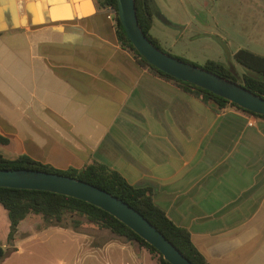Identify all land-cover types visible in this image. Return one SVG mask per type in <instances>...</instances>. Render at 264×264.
Masks as SVG:
<instances>
[{"label": "crops", "instance_id": "1", "mask_svg": "<svg viewBox=\"0 0 264 264\" xmlns=\"http://www.w3.org/2000/svg\"><path fill=\"white\" fill-rule=\"evenodd\" d=\"M163 2L152 28L156 15L181 25ZM0 134L5 158L59 170L97 161L151 187L209 264H264V119L217 112L150 72L99 0H0ZM26 219L0 264H15L23 243L51 230L67 252L53 264H157L107 229L38 230Z\"/></svg>", "mask_w": 264, "mask_h": 264}, {"label": "trees", "instance_id": "2", "mask_svg": "<svg viewBox=\"0 0 264 264\" xmlns=\"http://www.w3.org/2000/svg\"><path fill=\"white\" fill-rule=\"evenodd\" d=\"M99 3L103 7L111 5L117 8V0H99ZM136 8L142 30L156 46L162 49L158 39L151 33L153 17L157 10L155 0H136ZM115 25L121 44L130 48L141 64L153 74L182 86L190 94L196 96L217 112L233 107L244 111L248 115H254L257 118L264 119V115L262 114H257L242 108L238 104L208 89L177 79L150 64L141 56L131 41L126 37L118 17ZM235 58L237 63L246 69L242 81H239L234 71L224 62L208 60L203 66L195 62L192 63L241 83L253 92L264 96V56L247 49H239L235 54ZM180 59L185 60L183 58ZM7 142L8 138L0 134V146L7 144ZM0 168L39 169L65 174L92 183L118 196L142 213L194 264H209L202 253L193 244L190 232L186 228L175 224L174 221L167 216L166 212L154 203L153 189L151 187L133 186L118 171L103 163L94 161L80 169L70 168L67 170H59L50 165L37 162L26 155H20L15 159H8L0 153ZM0 204L8 212V218L10 220L8 239L10 241H12L17 234L20 222L30 214L39 215L41 217L42 224L39 229L50 226H61L79 230L80 226L87 221L100 229L109 230L114 235L126 241L137 243L139 246L149 251L153 258L157 260V264H172L165 260L163 254L154 245L147 242L113 214L82 199L46 190L0 186ZM6 255V249L0 245V260Z\"/></svg>", "mask_w": 264, "mask_h": 264}, {"label": "rangeland", "instance_id": "3", "mask_svg": "<svg viewBox=\"0 0 264 264\" xmlns=\"http://www.w3.org/2000/svg\"><path fill=\"white\" fill-rule=\"evenodd\" d=\"M163 6L166 15L180 20L181 25L156 15L151 33L162 50L176 57L202 66L208 60L224 62L242 81L246 69L237 63V51L247 49L264 56V0H164ZM0 207L4 209L1 204ZM25 222L40 230L42 219L30 214ZM2 224L0 217V227ZM96 229L100 228L86 221L79 231ZM16 237L17 234L12 241L6 239V232L0 228V245L5 244L7 252L14 249L11 245L16 244ZM62 245L61 237L53 230L42 232L23 243L22 249L13 253V259L17 260L15 264H53L67 253ZM136 246L142 248L137 243Z\"/></svg>", "mask_w": 264, "mask_h": 264}, {"label": "water", "instance_id": "4", "mask_svg": "<svg viewBox=\"0 0 264 264\" xmlns=\"http://www.w3.org/2000/svg\"><path fill=\"white\" fill-rule=\"evenodd\" d=\"M117 12L126 37L150 64L171 76L208 89L242 108L264 115V96L241 83L180 59L156 46L139 24L136 0H117ZM0 186L46 190L92 203L113 214L172 264H194L142 213L118 196L82 179L31 168H0Z\"/></svg>", "mask_w": 264, "mask_h": 264}, {"label": "built area", "instance_id": "5", "mask_svg": "<svg viewBox=\"0 0 264 264\" xmlns=\"http://www.w3.org/2000/svg\"><path fill=\"white\" fill-rule=\"evenodd\" d=\"M105 10L107 12V17L114 23L116 24L117 22V17H118V12H117V8H114L111 5H108L105 7ZM251 124L253 122H250Z\"/></svg>", "mask_w": 264, "mask_h": 264}]
</instances>
